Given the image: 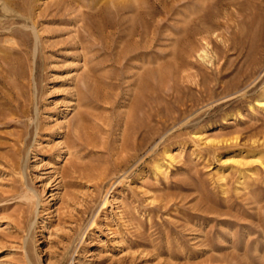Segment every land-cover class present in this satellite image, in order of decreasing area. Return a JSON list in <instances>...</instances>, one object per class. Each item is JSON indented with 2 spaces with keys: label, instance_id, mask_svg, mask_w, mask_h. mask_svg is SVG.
I'll return each instance as SVG.
<instances>
[{
  "label": "rangeland",
  "instance_id": "374dc122",
  "mask_svg": "<svg viewBox=\"0 0 264 264\" xmlns=\"http://www.w3.org/2000/svg\"><path fill=\"white\" fill-rule=\"evenodd\" d=\"M0 264H264V0H0Z\"/></svg>",
  "mask_w": 264,
  "mask_h": 264
}]
</instances>
